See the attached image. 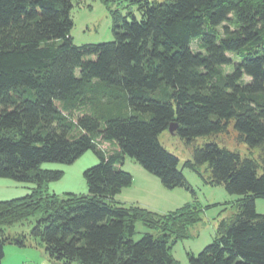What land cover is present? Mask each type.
Returning a JSON list of instances; mask_svg holds the SVG:
<instances>
[{"label":"trees","instance_id":"16d2710c","mask_svg":"<svg viewBox=\"0 0 264 264\" xmlns=\"http://www.w3.org/2000/svg\"><path fill=\"white\" fill-rule=\"evenodd\" d=\"M73 0H0V178L40 189L88 150L86 195L39 192L0 201L6 244L38 240L61 264H177L170 246L200 221L196 208L167 214L114 202L132 182L125 157L166 189H190L159 135L171 123L193 149L184 166L240 196L213 241L188 264H264V0H133L139 17L112 11L114 40L72 43ZM195 43V48L192 44ZM233 124L257 158L209 140ZM108 144L102 151L99 146ZM261 171V173H260ZM41 213L28 234L7 227ZM141 221L155 234L133 238Z\"/></svg>","mask_w":264,"mask_h":264},{"label":"rangeland","instance_id":"374dc122","mask_svg":"<svg viewBox=\"0 0 264 264\" xmlns=\"http://www.w3.org/2000/svg\"><path fill=\"white\" fill-rule=\"evenodd\" d=\"M136 8L137 4L133 0H73L70 10L72 43L82 46L113 41L112 11H118L120 15L127 16L130 21L131 16H128V13L136 18L139 17ZM192 47L195 48V43ZM209 140L215 141L220 147L237 151L242 157L257 158V150H253L251 154L245 144L239 143L233 124L228 125L223 133L215 137H198L193 142L201 146ZM159 141L166 151L178 158V169L182 172L190 189L183 187L166 189L158 177L148 173L135 160L125 157L121 170L132 176V182L114 196V202L126 207L138 206L163 214L185 207L196 208L199 211L200 221L189 227L187 238L178 240L169 249V253L177 264H188L187 254L197 255L213 241L218 222L233 212L232 205L240 196L227 193L222 184H210L209 173L204 172L205 167L200 169L202 175L185 167L184 162L192 160L193 149L177 135L165 130L160 133ZM108 147L107 143L99 146L104 152ZM98 162V157L88 150L71 164L43 163L40 165L41 169L61 171L62 174L57 180L45 182L40 189L32 182L0 178V201L22 198L37 192L43 197L57 199H64L69 194L86 195L88 189L84 171L97 165ZM254 204L256 213L263 214L264 199L255 198ZM40 215V212L36 213L22 223L7 227L6 232L28 234ZM146 232L155 234L156 230L148 229L141 221H137L133 238L137 240ZM1 264L61 263L49 258L38 240L28 237L25 247L5 245Z\"/></svg>","mask_w":264,"mask_h":264},{"label":"water","instance_id":"95a60500","mask_svg":"<svg viewBox=\"0 0 264 264\" xmlns=\"http://www.w3.org/2000/svg\"><path fill=\"white\" fill-rule=\"evenodd\" d=\"M176 128H177V124H176V123H171V124L168 126V131H169L171 134H174Z\"/></svg>","mask_w":264,"mask_h":264},{"label":"crops","instance_id":"0c3cea01","mask_svg":"<svg viewBox=\"0 0 264 264\" xmlns=\"http://www.w3.org/2000/svg\"><path fill=\"white\" fill-rule=\"evenodd\" d=\"M153 209H155V208H153Z\"/></svg>","mask_w":264,"mask_h":264}]
</instances>
